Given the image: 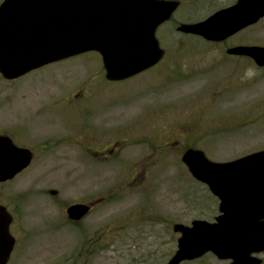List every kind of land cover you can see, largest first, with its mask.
<instances>
[{"label": "rangeland", "instance_id": "rangeland-1", "mask_svg": "<svg viewBox=\"0 0 264 264\" xmlns=\"http://www.w3.org/2000/svg\"><path fill=\"white\" fill-rule=\"evenodd\" d=\"M158 38L170 56L124 82L105 80L96 51L16 80L0 74V135L35 152L27 169L0 183V204L31 240L35 264L74 257L82 264H167L179 237L173 224H188L208 208L205 186L181 159L184 150L196 146L229 161L264 149V67L238 78L214 49L197 68L214 63L209 73L189 76L197 71L192 65L177 77L160 69L178 59L175 42L197 38L171 27ZM233 40L264 45V18ZM116 141L122 145L112 156L88 150ZM102 197L80 223L68 221L69 204Z\"/></svg>", "mask_w": 264, "mask_h": 264}, {"label": "water", "instance_id": "water-1", "mask_svg": "<svg viewBox=\"0 0 264 264\" xmlns=\"http://www.w3.org/2000/svg\"><path fill=\"white\" fill-rule=\"evenodd\" d=\"M176 7V2L165 0H4L0 4V74L7 80H15L45 65L97 51L108 80L129 78L163 57L165 51L156 31ZM261 18L264 0H239L235 7L219 10L196 23H184L179 30L209 41H222ZM230 52L249 55L264 66V46H240ZM32 160L29 148L18 146L7 134L0 135V182L15 178ZM182 161L195 178L207 183L222 198L221 210L225 213L218 217L217 223L206 220H195L191 226L177 223L174 230L181 235L168 264H180L208 251L225 257L230 246L227 192L214 179L233 177L228 172L243 178L256 177L257 170L264 172V150L218 162L210 160L201 149L189 148ZM247 170L252 171L248 172L250 175L240 174ZM91 206L71 204L67 208L68 217L79 221ZM12 220L6 206L0 205V243L4 246L0 251L6 254V259L14 245L9 230Z\"/></svg>", "mask_w": 264, "mask_h": 264}, {"label": "flooded vegetation", "instance_id": "flooded-vegetation-1", "mask_svg": "<svg viewBox=\"0 0 264 264\" xmlns=\"http://www.w3.org/2000/svg\"><path fill=\"white\" fill-rule=\"evenodd\" d=\"M165 1L176 2L177 7L173 11L170 19L165 21L158 27L157 34L160 30H162V28L166 27L168 29L169 27H171L176 29V32L183 34L184 36L197 38V40H195L194 42H175V45L173 46V53L178 56V59L176 60L174 56L170 62H168L165 66H162V68L160 69L161 72L166 68L167 71L174 73L177 77L183 75L186 76L185 70L187 69V66L194 65L197 71L189 76L196 77L199 74H207L213 69L214 63L210 64L211 66L204 67L203 70L197 68L198 65L202 64L204 61L211 60V57L209 55L213 53L214 49L219 50V53L222 57L219 62H222L224 66H226L229 62L230 66L228 67L227 65V68H229L232 75H235L238 78L244 76L245 71L251 68H263L257 65L256 61L249 55L230 52L231 49L240 46H261V44H257L255 42L247 43L241 40H233L235 37L239 36L240 33L244 31V29L256 26L260 22V20L257 23L249 25L248 27L241 29L233 35L228 36L222 41L215 42L207 41L200 36L186 34L178 30L182 23H196L206 19L219 10L231 9L239 3V0ZM160 45L165 51L164 56L159 62L151 66V68L143 71L142 73H148L151 69L157 68L158 65L162 64V62L165 61L164 59H166V57L170 56L169 51L161 44V42ZM142 73H139L133 77L135 78ZM254 77L256 76L254 75ZM229 78L227 79L228 82L225 91L228 90L227 87L230 80ZM229 90L232 91L233 89ZM115 143H117V141L113 142L111 149L108 150L104 149L106 146L102 148L103 150H98V147H89L88 150L99 153L101 156H112L113 152L119 149L120 145H122V143ZM33 153V156H35L34 151ZM240 157L243 156H238L229 160H234ZM248 172L252 171H242L240 174L242 176L244 174L250 175V173ZM228 173H230V175H232L233 177H222L214 179V182H217V184L223 186L227 192L225 194V203H228V205L226 204V207L229 216L226 219L227 222H230L227 227V234L230 238V240L228 241L229 244H227L230 245L229 250L227 251V255L225 257H221L213 251H208L199 258L186 261L192 262L193 264H264V177H262L264 176V172H262L261 170H257L256 172H254V176H256L254 178L234 176L236 174L235 172ZM194 180L197 183L205 186L208 192L209 200L206 206L208 207L206 209L207 213L204 216H196L190 221V223L184 224L191 225L194 220L198 219L207 220L211 223H217L218 217L224 215L225 213L223 210H221L222 198L215 194L207 183L201 182L200 180L195 178ZM103 199L104 198H100V201ZM94 206L92 210L94 209ZM68 221L70 220L68 219ZM70 222L76 223L75 221ZM177 223L182 222H175L173 224V228ZM21 230L22 228H20L19 224L15 222V218H13V221L10 224V231L14 237V245L10 255L8 256V259H6V254L0 251V264H35L32 260V257L28 255L32 248V242L29 238H27L26 234L20 232ZM91 245L89 246L91 247ZM89 246L86 250L87 253H89L90 251ZM2 247L4 246L0 243V249H2ZM83 261L77 262L74 257L70 264H82ZM67 263H69V261H67Z\"/></svg>", "mask_w": 264, "mask_h": 264}]
</instances>
